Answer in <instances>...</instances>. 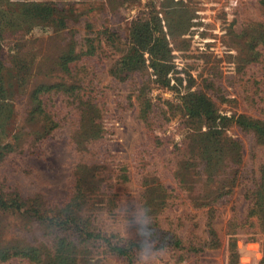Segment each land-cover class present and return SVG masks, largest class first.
<instances>
[{"label": "rangeland", "instance_id": "obj_1", "mask_svg": "<svg viewBox=\"0 0 264 264\" xmlns=\"http://www.w3.org/2000/svg\"><path fill=\"white\" fill-rule=\"evenodd\" d=\"M0 199L30 210L0 206V264H137L36 209L147 264H264V0H0Z\"/></svg>", "mask_w": 264, "mask_h": 264}, {"label": "trees", "instance_id": "obj_2", "mask_svg": "<svg viewBox=\"0 0 264 264\" xmlns=\"http://www.w3.org/2000/svg\"><path fill=\"white\" fill-rule=\"evenodd\" d=\"M164 51L165 44H163L162 41L159 39H157V41L153 43L149 49L150 54L158 59H163L161 57H163ZM68 89L69 87H67L65 91H67ZM187 106L188 108L186 109L188 110V115L190 117L193 116L198 120H204V122L209 127L215 128V130L217 131L223 128V120H225L226 117L221 116V114L218 113V110L211 99L199 95L195 97L192 102L187 104ZM231 118L228 117L227 120H230ZM240 120L244 121L243 117H240ZM0 203V206L5 207L6 203L3 200L0 199ZM15 203L16 202H14V206L12 207L7 205L6 206L11 207L16 211L20 210V212L30 211L28 209L21 208L24 205L23 202H21L20 204H16V206ZM31 211H33L35 215H37L38 218L46 224L47 227H52L53 229L58 231L71 230L76 232L78 236L80 235L81 237L91 238L93 240H100L104 243L106 249L109 252L116 254L120 257H125L127 260L131 258L132 253L136 251L137 248H139L141 245L145 246V242L132 239H128L122 244L113 243L108 237L103 236L101 233L89 231L82 219H79L76 216L74 217L72 215H69L64 209H51L49 211L36 209ZM19 254L20 252L17 248L10 249V247H6L0 249V259L3 260L12 256H18Z\"/></svg>", "mask_w": 264, "mask_h": 264}, {"label": "clouds", "instance_id": "obj_3", "mask_svg": "<svg viewBox=\"0 0 264 264\" xmlns=\"http://www.w3.org/2000/svg\"><path fill=\"white\" fill-rule=\"evenodd\" d=\"M149 209L145 207L144 215L141 219H137L133 216L132 220L128 222L125 226L126 229L128 228H135L137 235H141L143 231H146L151 224L150 218L148 216ZM137 264H147L148 257L144 253V246L141 245L137 248Z\"/></svg>", "mask_w": 264, "mask_h": 264}]
</instances>
